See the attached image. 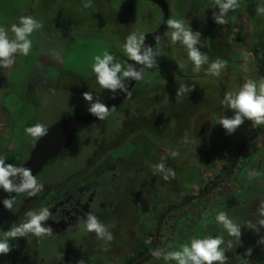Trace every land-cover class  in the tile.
Wrapping results in <instances>:
<instances>
[{
  "label": "rangeland",
  "instance_id": "1",
  "mask_svg": "<svg viewBox=\"0 0 264 264\" xmlns=\"http://www.w3.org/2000/svg\"><path fill=\"white\" fill-rule=\"evenodd\" d=\"M11 1L18 3L21 0H0V9L7 11L13 8L14 5ZM209 1L214 2V0ZM257 1L260 4L264 3V0ZM84 2L85 0L29 2L36 11L33 18L43 24L42 29L34 33V38L38 35L45 39L51 49L55 44L54 47L57 50L54 53L67 62L66 71L69 73L66 74L91 77L94 74L92 72L93 57L102 56L104 51L113 54L119 62L125 65L128 60L123 51L126 37L132 32L145 35L154 31L162 18L161 11L147 0H92L93 6L90 8H85ZM167 2L170 18L184 19L182 7L184 4H190L191 0H167ZM16 7H19V4H15ZM258 28L259 30L256 29L255 32L251 23L246 18H242L229 31L230 41L233 44L229 47L224 45L225 39H222L221 35L215 36L217 37L214 39L216 41L212 46L209 45L207 42L208 33H206L204 47H200V51L208 55L209 62L217 57L227 61L226 69L221 76L217 78L207 75V64L203 65L201 71L197 73L193 71L194 65L188 59L186 62H182L181 69L175 67V65L177 66L176 62L171 61L173 67L167 68V72L164 68H157L158 71H160L159 68L164 70L165 75L170 77L164 85L163 93L161 89L159 90L160 86L155 87L152 100L149 99L146 102L141 98L144 93L137 91L138 86L140 82H143L140 88L148 87L154 74L149 75L145 68L143 80L137 82L138 85L133 89L134 93L128 104H125L124 109L127 108V110L125 112L113 111L107 119L82 131L74 142L69 163L73 166L79 165L80 160H84L87 152L92 149L94 142L107 143L108 147L113 149L117 141H120V144H125L126 141L134 139L135 147L141 150L148 161H151L155 149L158 150L157 148L163 150L162 153L160 152L161 154L164 152L167 154L169 149L179 152L175 158L170 156L173 163L172 169L175 171L174 183L171 187L174 203L200 194L204 184L210 185L226 171L224 167L230 164V158L235 153V148L240 145L242 147L254 130H252L254 127L252 122L245 120L233 134L229 135L219 123L215 122L221 116H232L231 110L221 103L227 91H237L246 81H259L261 77H264V65L259 64L257 59L252 57L249 49L256 42L258 36L264 40V18ZM169 33L170 31L156 46V48H161V44H164V50L167 53L175 50L177 45V43L172 44ZM9 38H14L11 32H9ZM32 47H34L33 44ZM244 54L248 56L247 63L244 60ZM179 83L189 87L194 86V88L188 94L176 97ZM61 87L62 84L57 83L50 92L35 89V91L24 94L25 87L23 88L22 84L11 82L8 94L0 102V106L8 109V114L5 117H9L10 121L12 117L15 121L18 119L17 127L24 130L37 122L48 126L55 122L62 112L75 116L88 113L89 103L83 99L82 93L76 94L70 90H62ZM88 90L93 93L94 100L96 95L103 92L101 98H98L102 103L111 93L102 89L96 82L91 83ZM22 96L24 98H21ZM26 105L30 107L28 111L23 110V106ZM121 116L130 123L121 122L119 124L124 128L125 136L115 141L114 122ZM133 123L137 125L135 126ZM262 126L260 125V127ZM135 127L137 128L136 132L128 134ZM24 130L8 138L0 137V156L5 158L6 164H10L18 156L24 155L26 158L25 150L21 146V143L28 137ZM185 132L197 141L196 145L190 146L191 151L188 153L185 150L187 147L189 148V144L181 143ZM158 141H165L166 146L159 147ZM26 143L28 144V142ZM29 144H32L31 141ZM144 144L148 145L145 149H143L145 146H142ZM263 145L264 136L251 142L242 152L243 154L247 149L246 155H255L253 158L256 160L254 169L250 167V164L240 165V159L237 164V173L234 177L229 178L228 186L225 183L220 184L215 190V194L218 195L222 204L226 201L229 202V204L217 207V211H225L229 218L241 225V243L225 252L228 257L226 264H244L245 259L248 264H264V244L258 243L264 237V227H260L258 223L261 219L259 209L264 206ZM248 146L250 147L247 148ZM252 170L260 171L261 175L251 180L248 179V171ZM58 172L59 170H54L53 175L59 174ZM127 178L128 174L123 173V181ZM240 184L243 186L241 187ZM209 199L207 198V202L213 203V200L209 201ZM199 203L197 202L194 207H191V211L195 212ZM209 213L204 211L205 216ZM245 221L257 224L259 232L245 226ZM201 222L202 228L199 231L193 226L187 229L186 225L180 223L174 228L176 231L187 230L191 237L199 235L200 238L222 236L225 243L221 247L227 248V241L232 238L222 230L215 218L209 217L206 221ZM203 228L205 231L202 232ZM176 240L179 242V239ZM178 242L175 243V250L185 243L184 240ZM249 248L252 249V254L245 256V252Z\"/></svg>",
  "mask_w": 264,
  "mask_h": 264
},
{
  "label": "flooded vegetation",
  "instance_id": "2",
  "mask_svg": "<svg viewBox=\"0 0 264 264\" xmlns=\"http://www.w3.org/2000/svg\"><path fill=\"white\" fill-rule=\"evenodd\" d=\"M66 63L63 59L56 61L52 74L45 76L41 84L42 89L50 92L54 85L61 83L62 90H70L76 94L89 91L88 86L95 83L94 74L91 77L66 74L69 73L66 71ZM136 86L137 82L134 88ZM133 89L131 95L115 111L127 110L124 107L134 93ZM102 93L100 92L95 98H101ZM112 95L110 93L103 103L105 104ZM65 113L67 112H62L61 116L47 128L57 123ZM11 119L15 121L13 117ZM121 122L130 123L122 116L114 122L115 141L125 136L124 128L119 126ZM17 126L14 124L7 129L9 135L23 132L24 129ZM136 129V127L131 129L128 134L136 132ZM261 129L254 135L264 131V127ZM263 136L264 133L257 139ZM77 137L63 156L49 163L36 176L44 185L41 193L31 198L18 195L13 209L10 211L5 208L0 213V237H2L3 231L9 230L13 223L23 222L28 211L47 207L52 215L44 224L52 227L53 235L35 237L29 234L26 237L10 240L12 250L6 255H0V264H77L81 259L86 264H175V261H166L163 256L159 259L153 257L152 250L159 248L167 254L168 251L175 250V243L178 242L176 239L188 243L191 238L188 231L182 229L176 231L174 228L176 225L184 224L187 229L193 226L199 231L202 228L201 221H206L209 217L215 218L220 212L217 211V207L229 204L227 201L222 204L215 190L220 184L225 183L228 186L227 181L237 173L239 162L226 178L225 175L230 168L210 185L204 184L201 193L197 196H190L187 200L174 203L171 188L174 178L165 180L162 174H154L152 167L159 163L163 156L165 168H173L170 156L165 152L161 154L163 152L161 148L155 149L153 158L148 161L141 150H136L134 139L126 141L125 144L117 141L113 149H110L107 143L94 142L85 159H81L79 165L73 166L68 160L72 157V148ZM30 138L28 136L21 143L26 158L24 155L18 156L10 164L21 167L29 159L34 148L33 144H29ZM133 149L138 153H133ZM185 151L188 153V147ZM246 151L247 149L239 158L240 165L250 164L254 169L255 155L248 156ZM54 170H59V174L53 175ZM123 173L128 174V178L124 181ZM207 198L212 199L213 203L207 202ZM197 202L200 203L195 212L191 211V207ZM89 211L108 225L114 235V240L110 242L107 251L102 250L104 242L97 239L95 233H86L77 226L78 220L86 219L85 214ZM204 211L210 213L205 216ZM112 225L115 227H111ZM198 237L200 238V235ZM61 253L62 258H58Z\"/></svg>",
  "mask_w": 264,
  "mask_h": 264
},
{
  "label": "clouds",
  "instance_id": "3",
  "mask_svg": "<svg viewBox=\"0 0 264 264\" xmlns=\"http://www.w3.org/2000/svg\"><path fill=\"white\" fill-rule=\"evenodd\" d=\"M92 0H85L84 7H92ZM214 6L219 9L213 12V20L218 25L228 24L227 15L230 11H235L241 7L239 0H214ZM258 15H264V3L258 4L255 9ZM166 28L170 30L172 44L179 43L187 51V59L194 67L193 71L199 73L203 65L207 64V75L212 77H220L226 69L227 61L217 57L209 62L206 53L200 51V47H204L201 42V33L193 31L183 19L169 18L165 21ZM43 24L33 18L32 15H24L19 17L18 23H12L6 28L0 26V68L10 69L16 63L17 54L28 56L32 50V34L42 29ZM9 32L14 38H9ZM146 36L143 33L132 32L125 40L123 51L128 59L134 61L142 67L137 70L135 65L128 63L126 66L119 62L113 54L104 51L102 56L93 57L92 72L94 73L95 82L104 90H108L115 96L117 90L130 96L131 92L125 81H142L144 78V69H152L157 67V57L165 55L163 49L153 48L145 44ZM158 44L160 36H153ZM198 45L200 47H198ZM244 60L247 63L248 56L244 54ZM183 67V64L179 65ZM183 83H179L176 97H182L193 90ZM83 99L89 103L87 111L98 120H105L116 107L109 109L99 99L94 100L93 93L86 91L82 93ZM221 103L231 110L232 116H221L216 119L215 123H219L226 133L233 134L245 120L251 121L253 125H264V77L259 81L248 80L237 91H227ZM25 134L31 137L33 146L44 136L48 134L46 125L37 122L36 124L26 127ZM181 143L196 145L197 141L194 137H190L185 132ZM168 155L175 158L179 155L178 151L168 150ZM5 158L0 156V189L11 194L24 195L27 198L35 197L42 192L44 185L40 183L36 176L32 174L30 168L16 166L14 164H6ZM154 174H162L165 180L175 178V171L171 168H165V157H161V161L152 166ZM261 175L260 171L252 170L248 172V179H253ZM18 179L19 182H16ZM16 195V196H17ZM16 203V197L5 198L3 205L6 209L12 210ZM261 219L259 226L264 227V206L259 209ZM52 215L49 208L41 207L38 210H30L26 213V219L17 224L13 223L9 230L3 231L0 237V255L8 254L12 248L9 243L20 237H26L29 234L35 237L52 236L53 229L45 226L44 222L49 220ZM86 219L78 220L77 226L86 233H95V237L103 241L102 250L107 251L110 242L114 240V235L108 225H105L98 217L89 211L85 214ZM217 224L224 230L229 237L227 248L221 247L225 243L222 236H205L198 238L193 236L189 243L181 244L178 250L168 251L164 254L159 248L152 250L151 255L157 259L163 258L166 261H175L176 264H226L228 257L226 251H230L241 243V225L235 223L225 211H220L215 216ZM244 225L248 228L259 232L257 224L251 221H245ZM111 227H115L112 225ZM258 243L264 244V237ZM252 249L249 248L245 252V256H251ZM58 258H62V253ZM77 264H86L81 259ZM244 264H248L245 259Z\"/></svg>",
  "mask_w": 264,
  "mask_h": 264
},
{
  "label": "trees",
  "instance_id": "4",
  "mask_svg": "<svg viewBox=\"0 0 264 264\" xmlns=\"http://www.w3.org/2000/svg\"><path fill=\"white\" fill-rule=\"evenodd\" d=\"M239 3L241 5V7L239 9H237L235 11H230L228 13V15H227L228 24H226V25H218L217 23L214 22V20L212 18L213 12H218L219 9L214 6V2H210L209 0H191L190 4H184L182 7V14H183V18H184L183 20L186 22V24H188L191 27V29L193 31H199L201 33V42L202 43L205 42V34L208 33L207 42L209 45L212 46V44L216 41V40H214L217 38L215 36L221 35L222 39H225L224 45L229 47L230 45H233L230 41L231 38H230L229 31L232 30L233 27H235L237 25V23L240 22V20L242 18H246L251 23V25L254 27L255 32H256V29H257V31L259 30L258 27L260 26L262 19L264 18V15H258L255 11L256 6L258 4H260L257 0H239ZM260 37L261 36H258V39L256 40V42L253 43L251 45V47H249V49H250L252 57L257 59L259 64L264 65L263 64L264 63V40ZM198 47H200V46L198 45ZM161 49H163L165 55H161V56L156 58L157 59V67L152 68V69L147 68L149 75L154 74L153 79L149 81V86L148 87L146 86L145 88L141 89L140 87H141V85H143L141 83H143V82H140V84L138 86L139 89L137 91L139 93L140 92L144 93V96L142 95L141 98L143 100H145V102L149 99L152 100V98L155 94L154 90H153L155 87L160 86L159 90L161 89L162 90L161 92L163 93L164 85H165L166 81L168 79H170V77L165 75V72L168 71L167 68L173 67L171 61L176 62L177 66L175 65V67H177L179 69H181V67H179V65H181L182 62L184 63L187 61V51L179 43H177V45L175 46V50H173L171 53H167L164 50V44L163 45L161 44ZM158 67L164 68L165 72H163L164 70L162 71L161 68H159L160 71H158V69H157ZM146 72H145V74H146ZM177 74H178V72H177ZM149 94L151 95L150 97H149ZM136 108H137V106H136ZM263 127H264V125L262 127L254 129L251 133V136H253L255 133L262 130L261 128H263ZM158 145H159V147L164 146V145L166 146V143H165V141H162V142L158 141ZM142 146H145V147H143V149H145L146 146H148V145L144 144ZM190 146L191 145L189 144L188 151H191ZM240 147H241V145L235 148V150H234L235 153L230 158L229 167H224V169L227 170L230 168V166H231L232 162L234 161L236 154H237L238 150L240 149ZM150 148H151V146H150ZM136 150L138 151V148ZM136 150L133 149V151H134L133 153H138ZM203 152H205V151H203Z\"/></svg>",
  "mask_w": 264,
  "mask_h": 264
},
{
  "label": "water",
  "instance_id": "5",
  "mask_svg": "<svg viewBox=\"0 0 264 264\" xmlns=\"http://www.w3.org/2000/svg\"><path fill=\"white\" fill-rule=\"evenodd\" d=\"M147 1L157 6L162 14L161 22L157 29L151 33L145 34V44L154 48L161 43L166 32L169 30L166 28L165 21L170 18V10L166 0ZM156 35L160 36V41L158 44L153 39V36ZM126 63L135 65L137 70L142 67V65H137L134 61L131 60H127ZM125 83L127 84L131 92L136 84V81H125ZM127 97L128 96H126L125 93L121 92L120 90H117L115 96L113 97L112 95V97L105 103V105L109 109H111L113 106L117 108L127 99ZM97 121L99 120L96 117L92 116L90 113H86L80 116H73L69 113H65L57 123L48 128V134L42 137L36 143L30 153L29 159L21 167L30 168L32 174L34 176H37L45 166H47L55 159L63 156L67 152L73 140L77 137L80 132L90 127ZM263 133L264 131L252 136L245 142V144L242 145L231 165V168L225 175V178L229 176V174L234 170L245 147L251 142L255 141ZM16 182H19L18 179ZM16 195V193L9 194L3 189H0V213L5 209L3 205V200L5 198L17 197L18 195Z\"/></svg>",
  "mask_w": 264,
  "mask_h": 264
},
{
  "label": "crops",
  "instance_id": "6",
  "mask_svg": "<svg viewBox=\"0 0 264 264\" xmlns=\"http://www.w3.org/2000/svg\"><path fill=\"white\" fill-rule=\"evenodd\" d=\"M37 0H21L18 3L13 2L14 7L9 10L0 9V26L6 28L10 27L12 23H18L19 17L24 15H35V9L29 4V2H35ZM15 4H19V7L15 8ZM35 33V32H34ZM34 33L31 36L32 50L28 56H22L17 54L16 63L10 69L0 68V102L6 98L9 90V84L14 82L16 84H22L25 92H32L36 90H43L41 84L49 73L52 74V68L56 65V61H62L61 58L54 53L57 49L47 45L46 40L42 39L38 35L34 38ZM53 41V40H48ZM47 41V42H48ZM50 42V43H51ZM46 45V46H45ZM48 46V47H47ZM44 55V56H43ZM46 55V56H45ZM26 72V73H25ZM26 90V91H25ZM19 94V92H18ZM28 96V95H27ZM21 98H24L22 96ZM31 106V105H30ZM34 106V105H33ZM23 110L30 108L29 105L23 106ZM22 109V107H19ZM8 114V109L4 106H0V137H9L7 129L11 125H18L19 120L10 121L9 117H5ZM9 118V119H8ZM259 126L252 127L253 129L259 128Z\"/></svg>",
  "mask_w": 264,
  "mask_h": 264
}]
</instances>
